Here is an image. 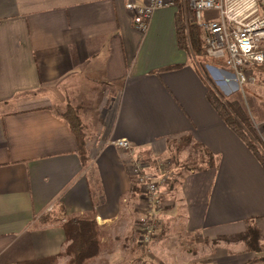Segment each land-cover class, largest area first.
<instances>
[{"label":"crops","instance_id":"obj_1","mask_svg":"<svg viewBox=\"0 0 264 264\" xmlns=\"http://www.w3.org/2000/svg\"><path fill=\"white\" fill-rule=\"evenodd\" d=\"M129 1L0 0V264L60 253L64 229L41 220L59 209L94 213L116 239L119 227L132 230L141 193L129 155L110 144L120 138L146 153L152 179L161 177L152 163L176 146L202 156L203 167L160 188L188 230L213 236L254 220L264 235V164L209 100L214 85L196 57L179 47V7L157 9L142 32ZM220 63L206 68L236 89ZM246 71L259 78L264 65ZM68 113L83 126L86 164ZM256 143L263 151L264 139Z\"/></svg>","mask_w":264,"mask_h":264},{"label":"rangeland","instance_id":"obj_2","mask_svg":"<svg viewBox=\"0 0 264 264\" xmlns=\"http://www.w3.org/2000/svg\"><path fill=\"white\" fill-rule=\"evenodd\" d=\"M190 1L174 0V6L180 7L181 5L184 9L186 19H189L190 12H194ZM208 14L217 17V13L214 11L208 12ZM190 19H192L191 16ZM201 36H203V29ZM196 60L203 72L209 76L210 81L222 96V100L240 104L247 112L249 122L253 124L258 139H264V121L258 122L259 116L256 113L259 105L263 107L261 114L264 116V89L258 87L264 85V73L258 78L246 71L247 82H238L236 89L229 90L228 84L216 72L218 69L214 68L209 72L206 68V64L212 65L216 60L206 55L198 56ZM218 65L223 66L222 63ZM176 147L173 149V154L160 157L158 162L152 163L161 174L160 188L164 182L170 181V178L176 176L179 171L187 170L191 166L201 168L205 164L201 160L202 156H198L195 161L192 158L194 156L192 151L185 152L180 150V146ZM122 150L130 157L128 166L130 172L134 161H136L143 166L141 169L142 174L146 175L145 178L154 180L148 177L145 170L151 164L145 157L146 153H142L135 147L132 149L122 148ZM133 179L141 193L138 200L140 211H136L133 215L136 223L131 227L132 230L126 226L119 227L120 239L115 238L116 232L109 226L101 228L105 233L103 238H107L105 241L107 246L90 264H264L260 260V256L264 255V235L262 234L260 239L263 249L258 253L250 250L243 239L248 232L253 230V225L250 226L251 229L246 225L241 231L228 230L224 233H215L213 236L201 235L199 231L188 230L181 219L177 217L178 212H173L161 195L159 209L156 207L152 209L146 199L145 185L137 182V176L133 175ZM151 215L152 219H150ZM65 217L67 216H63V218ZM144 218L152 221L148 224L149 231H151L149 240H143L145 231H143L142 220Z\"/></svg>","mask_w":264,"mask_h":264},{"label":"built area","instance_id":"obj_3","mask_svg":"<svg viewBox=\"0 0 264 264\" xmlns=\"http://www.w3.org/2000/svg\"><path fill=\"white\" fill-rule=\"evenodd\" d=\"M190 3L196 20L203 29L206 55L229 67L237 82H247V68L264 65V0H191ZM174 5V0H132L126 7L133 15L136 28L145 32L157 9ZM212 11L217 13L216 18L207 15ZM112 145L121 149L134 147L127 138L115 139ZM141 168L143 166L134 161L131 173L137 176L139 184L145 185L149 206L159 209V182L162 179H146ZM142 221L145 231L143 240H149L151 231L148 224L152 221L145 218Z\"/></svg>","mask_w":264,"mask_h":264},{"label":"trees","instance_id":"obj_4","mask_svg":"<svg viewBox=\"0 0 264 264\" xmlns=\"http://www.w3.org/2000/svg\"><path fill=\"white\" fill-rule=\"evenodd\" d=\"M189 15L192 19H190V16L189 19H186L184 9L180 5L176 15L178 45L189 52L191 56H204L206 55V49L201 36L202 28L196 20L195 13L190 12ZM209 100L218 109L228 125L250 146L264 164V150L258 149L256 143L258 136H256L254 126L249 122L247 112L244 111L242 106L237 102L223 101L222 96L214 86L209 90ZM68 116L67 120L79 138L82 160L86 164L87 156L83 147V126L76 115L68 113ZM61 214L62 209L52 211L44 215L41 220L45 223L58 224L64 229L66 239L63 250L55 255L20 261L16 264H59L62 256L68 257L69 264H90L103 252L107 246L106 242L103 241L105 233H103L94 213L71 215L65 218ZM252 225L254 226L253 230L248 232L243 239L250 250L261 252L263 249L260 245L262 232L254 220H248L247 226L250 228ZM260 260L264 263V255L260 257Z\"/></svg>","mask_w":264,"mask_h":264}]
</instances>
